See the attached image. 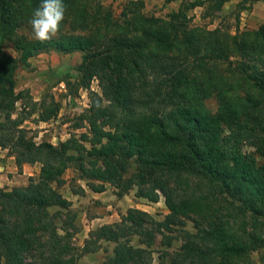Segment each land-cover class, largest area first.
Here are the masks:
<instances>
[{
    "label": "trees",
    "instance_id": "obj_1",
    "mask_svg": "<svg viewBox=\"0 0 264 264\" xmlns=\"http://www.w3.org/2000/svg\"><path fill=\"white\" fill-rule=\"evenodd\" d=\"M18 1L0 0V33L16 52L0 49V147L18 168L39 163L40 170L24 186L0 187V264H78L86 253L106 252L102 242L114 245L98 264H152L157 235L171 245L172 226L182 237L172 264H264V22L238 29L227 43L208 31H180L174 15L144 17V1L127 0L117 18L105 12L109 36L59 32L42 44L16 29L25 24ZM51 50L82 54L90 100L81 117L86 131L58 146L37 144L22 126L25 117L13 116L15 71ZM231 53L238 56L232 71L256 92L238 105L225 95L232 85L212 79L204 65ZM93 79L99 91L90 90ZM57 110L42 103L39 120ZM70 167L94 192L109 183L117 197L132 188L150 202L162 196L168 213L156 220L130 207L77 246L72 202L59 191ZM183 218L194 232L181 227Z\"/></svg>",
    "mask_w": 264,
    "mask_h": 264
},
{
    "label": "rangeland",
    "instance_id": "obj_2",
    "mask_svg": "<svg viewBox=\"0 0 264 264\" xmlns=\"http://www.w3.org/2000/svg\"><path fill=\"white\" fill-rule=\"evenodd\" d=\"M127 1V0H126ZM126 1H115L104 3L102 0H63L67 6L65 19L60 25L59 32L66 33H93L98 38L112 34L105 26L104 14L109 11L115 19L119 16L122 6ZM253 0H180L174 8L166 10L164 7L144 6L142 13L147 18H161L169 21L173 16L175 24L180 31L187 32L191 29L208 31L227 43L238 29L256 28L262 21L249 22L248 12L252 8ZM41 0H19L16 2L19 18L24 21L16 29L31 38V28L28 23L32 13L39 6ZM102 5L104 8H101ZM264 22V21H263ZM256 24V25H255ZM16 33V32H15ZM0 33V49L15 55L16 52L11 46L9 39ZM175 47V46H174ZM182 48H173L178 52ZM180 53V52H178ZM82 54L80 52L60 53L54 50L40 53L29 59L27 65L17 68L14 74L15 91L18 93V101L15 104L16 113L13 116H23L25 120L22 126L28 129L27 134L32 136L38 144L41 142L58 146L69 137L79 136L86 131L81 121L83 112L89 108V90L82 86L79 64ZM238 56L231 53L228 60H205V67L209 69V75L215 81H226L232 89L225 92L226 97L237 105L247 98V93L256 92L250 81L243 79L239 74L233 72ZM90 90L99 91L97 80L90 83ZM44 103L46 109L53 108V103L58 105L57 112L48 120H39L38 111ZM217 100L215 97L207 100V106L211 112L216 109ZM32 107H35L33 114L25 115ZM40 170L39 163H23L21 168L15 164L14 156L7 148L0 147V187L10 189L16 186H24L28 183L30 176L36 177ZM65 184L59 188L64 197L72 202V209L75 212V223L77 232L73 242L81 246L88 238L90 230L101 224H112L118 222L120 217L130 207H135L150 213L154 219L162 220L168 213L164 199L161 196L159 201L150 202L146 199L135 196V188L128 190L125 194L117 197L116 188L105 183L102 196H98L86 185V180L78 177L77 171L70 167L64 172ZM81 186L84 189L82 194H75L72 190ZM108 204L111 206L109 207ZM52 207L51 210H55ZM184 225L181 226L190 232H194L191 219L183 218ZM179 226H172V234L175 238L171 245L163 242L166 240L160 234L153 249L152 264H172L175 252L182 242ZM168 233V232H166ZM132 243L137 245V239L132 238ZM163 243V244H162ZM113 243L102 242L106 249H99V254H92L87 257L89 262H96L98 258H104L111 254ZM94 253V252H93Z\"/></svg>",
    "mask_w": 264,
    "mask_h": 264
},
{
    "label": "clouds",
    "instance_id": "obj_3",
    "mask_svg": "<svg viewBox=\"0 0 264 264\" xmlns=\"http://www.w3.org/2000/svg\"><path fill=\"white\" fill-rule=\"evenodd\" d=\"M66 11L67 6L63 0H41L28 21L31 28V39L42 44L53 40L60 31Z\"/></svg>",
    "mask_w": 264,
    "mask_h": 264
},
{
    "label": "crops",
    "instance_id": "obj_4",
    "mask_svg": "<svg viewBox=\"0 0 264 264\" xmlns=\"http://www.w3.org/2000/svg\"><path fill=\"white\" fill-rule=\"evenodd\" d=\"M104 3H110L113 0H102ZM119 1V0H115ZM120 1H126V0H120ZM144 1V6L147 8L153 7V6H158V7H164V9L169 10L174 8L177 4H179L180 0H143ZM252 8L248 12V21L255 23L256 21H264V0H253L252 1ZM178 6V5H177ZM256 25V24H255ZM98 194V196H102L103 192H95ZM144 199V198H143ZM110 207L111 205L108 204ZM102 225V224H101ZM100 226V225H99ZM97 228V227H96ZM99 254L98 251L96 252H90L86 253L83 256H81L78 260V264H98L102 261V258H98L96 262H89V258L87 257L92 254Z\"/></svg>",
    "mask_w": 264,
    "mask_h": 264
}]
</instances>
